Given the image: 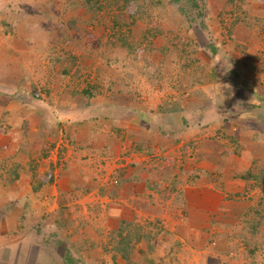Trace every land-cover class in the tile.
<instances>
[{
  "label": "rangeland",
  "instance_id": "1",
  "mask_svg": "<svg viewBox=\"0 0 264 264\" xmlns=\"http://www.w3.org/2000/svg\"><path fill=\"white\" fill-rule=\"evenodd\" d=\"M47 1L55 7L67 3V0H0V10H3L0 16L14 23L16 28L21 26L17 31L0 28V91L4 90L0 95L19 100L14 95L33 94L29 98L32 134L42 139L31 141L34 163H30L32 156L10 155L0 167V174L17 183V186L7 187L11 203L8 212H4L8 214L0 211V248H4L0 264H11L16 258L21 259V263L14 264H50L42 247L34 248L28 242L40 239L47 244L50 238L62 239L56 237L55 231L48 230L55 229V224L65 226L63 229L70 234H85L84 239L91 233L97 241H104L101 230H111L114 224L101 214L107 210L108 202L104 206L98 201L95 190L85 197L89 190H84V186H88L89 178L79 175L76 176L79 182L76 191L73 190L70 196L68 169L71 165L83 168L85 174L111 189L112 185L122 182L120 174L112 172L131 160L138 162L141 159L139 152H129L124 154L123 163H115L112 153L107 156L96 150L93 141L88 148L82 149L70 138V126L67 128L69 133L63 126L55 133L44 131L41 121L44 115L46 122L48 118H54L51 111L61 114L60 119L76 116L74 111H60L61 90L73 86L81 90L89 82L109 83L124 76L131 81L135 91L136 88L140 90L141 99L147 97L160 108L179 94L199 86L197 92H209L208 98L230 104L235 110L238 109L237 98L248 104L260 103L259 108L244 110L236 117L235 120L243 122L241 128L247 122H261L264 114V0H195L200 7L190 0L174 4V7L168 0L164 10H158L149 0H133L126 11L122 10L125 0H101L96 4L98 10L94 8L88 12L85 9L81 13L78 9L74 13L69 25L80 17L85 19H80L79 31L72 29L74 35L63 18L65 10L51 6L52 12L46 14L48 17L39 13ZM70 1L81 7L80 0ZM29 7L33 16L16 17ZM2 22L0 17V24ZM124 36L134 42L132 48L122 44ZM152 43L157 46L155 49ZM211 45L216 52L211 51ZM58 55L63 60L55 62ZM64 68L69 73H63ZM207 70L214 71L216 77L208 79L204 75ZM19 85L24 87L19 88ZM137 100L133 102L136 104ZM13 122V126L17 125L19 119ZM260 127L258 132L263 131L264 126ZM84 128L87 130L83 127V131ZM65 132L69 134L67 137ZM251 132L253 129H244L241 134ZM51 134L55 140L51 139V145H48ZM154 154L152 159L160 160ZM240 173L245 175L246 171ZM244 179L247 193L234 200L249 203L237 207L236 204L227 205L224 214L232 215L215 224L210 233L197 235L187 228L189 221H179L180 211L170 208L164 215L165 221L145 220L144 216L134 222L125 221L131 238L129 244H136L138 249L144 246L149 252L150 264H264V182ZM24 196L28 199L26 204L22 200ZM81 199V203L77 202ZM242 205L248 208L244 216ZM68 209L73 212L71 219L66 216ZM235 209L238 210L233 212ZM91 214L98 221H92L88 217ZM113 233L107 241L111 251L105 254L109 260L115 252L112 249ZM117 241L118 238L115 244ZM59 248L63 251L64 246ZM10 256L13 262L9 261Z\"/></svg>",
  "mask_w": 264,
  "mask_h": 264
},
{
  "label": "crops",
  "instance_id": "2",
  "mask_svg": "<svg viewBox=\"0 0 264 264\" xmlns=\"http://www.w3.org/2000/svg\"><path fill=\"white\" fill-rule=\"evenodd\" d=\"M163 1L167 2L168 0ZM81 3V7L78 8L72 5L70 0H67L66 4L60 3L61 6L59 4L57 7H53L66 11L63 18L69 25L78 9L84 13L86 6L84 7L82 0H80ZM51 6L50 1L49 12H52ZM80 19L83 18L80 17ZM80 19L77 22H80ZM83 20L85 21V19ZM17 28L21 29V26L18 25ZM18 87L23 88L24 86L19 85ZM118 89L116 90L118 91ZM194 89L200 88L198 86ZM131 90L134 93L130 91L125 95L119 93V96L114 100H108L106 103L98 100L97 103L90 106L73 105L70 107L69 100L62 101L61 105L64 107H61L60 111H74L76 114L74 118L60 119L61 114L50 110L54 118H48V122H46L44 115L43 120H40L43 130H47L49 133L59 130L60 124L69 133L67 128L70 126V138L76 141L80 148H88L90 142L93 141L92 145H95L96 150L104 152V155L107 154V156L112 153L115 163H123L124 154H129V152H139L141 158L138 162L131 160L129 164L118 166L112 172L119 173L122 182L112 185L111 189L105 184L100 185L98 179L93 176L85 174L86 170L83 168L71 165V168L68 169L70 178L67 180V185L71 190L70 196L79 183L76 180L77 175L89 178L88 186H84V190H89L86 191L85 197L93 190L97 191L98 201H101L104 206L108 202L107 210L105 209L101 214L106 215L107 220H111L114 224L111 230L99 231L102 236H105L104 241H97L91 233L86 239H84L85 234L83 233H80L79 236L70 234L69 231L63 229L65 226L58 224H55L56 228L53 230L48 228L49 231H56V234L54 233L56 237L65 238L63 243L57 244L56 239L51 240L48 234L47 237L50 238V241L47 244L46 241L38 239L34 242L29 241L28 245H33L34 248L42 247L51 261L50 264L53 261L55 264H71L72 262L68 261V257L66 258L64 253L68 248H71L72 257L75 260L73 264H115L114 252L110 260L105 255L108 252L105 243H107L110 233L118 229L122 220L134 222L138 220V217L144 216L145 220L165 221L164 215L170 208H174L178 212L180 211L179 221H189L190 224L187 228L201 236L205 232L210 233L215 224L223 222L232 215L231 213L224 214L227 211V205L236 204L237 207L240 204L249 203L247 200H234L240 196L242 198L241 194L247 192V184L243 185L245 179L238 175L240 171L245 172L253 165L256 167L257 164L254 161L261 163L260 160H264V153H261V150H264L261 148L264 145V140L256 139L260 121L254 124L247 122L241 128L243 122L235 119L240 113H244V110L251 111L250 108H253L254 103L248 104L244 100L245 103L241 105L237 102L238 109L235 110L230 104L224 105L226 103L215 102L210 97L208 98V95H211L209 92L203 94L197 92L196 97L189 98V95L186 94L188 98L180 102L179 110L164 112L159 105L156 106L147 97L141 99L142 94L139 89L136 88L135 91L131 88ZM134 97L140 99V101H136V104L133 102ZM11 100L1 93L0 167L5 165L10 155L16 157L26 154L30 158L33 154V149L30 148L31 141L34 138L42 140L40 136L32 134L34 130L31 124V104L21 100H12L13 104ZM220 102L221 104H218ZM33 107L35 106L33 105ZM16 118L19 119V123L13 126V120ZM99 124H102L103 127ZM83 127H87L89 132H86L85 128L83 131ZM244 129H253V132L241 134ZM52 135L48 137L50 141L48 145H51V139L55 140ZM234 136L239 140V148H237L238 144L230 139ZM26 140H29V147L22 149L24 142L27 144ZM139 146L143 148V153L137 149ZM238 149L241 151L240 154L235 152ZM145 150L151 151L147 153ZM153 153H156L154 155H157L160 160L154 161L151 156ZM34 162L32 156L30 163ZM247 162L251 164L246 165ZM0 176L3 177H0V211L8 212L7 208L11 202L8 198L7 187L17 186V183L15 182V185L14 180L9 176L8 178L2 174ZM20 176L21 172L18 177ZM113 198L114 200H112ZM22 200L25 203L28 199L24 196ZM89 201L91 200L89 199ZM77 202L81 203L82 199ZM242 206V216H244L248 208L244 207L245 205ZM236 210L238 209L233 212ZM7 214L4 212V215ZM93 215L88 217L92 221H98L97 217L94 218ZM218 215L225 217H218ZM66 216L71 219L73 212L69 210V213L66 212ZM118 216L119 220H115L114 218ZM242 216L239 215L241 218ZM50 221H48L49 224H51ZM92 228L94 229V227ZM127 232L129 231L126 230ZM78 239L80 244L72 242L78 241ZM61 245L64 246L63 251L59 248ZM133 250L129 260L122 254L117 255L116 264H123V262L139 264L141 261V264H145L151 261L148 257L149 252L144 246L139 249L135 246ZM3 251L4 248H0V256ZM20 260L16 258L15 262H20ZM9 261L13 262L12 256Z\"/></svg>",
  "mask_w": 264,
  "mask_h": 264
},
{
  "label": "trees",
  "instance_id": "3",
  "mask_svg": "<svg viewBox=\"0 0 264 264\" xmlns=\"http://www.w3.org/2000/svg\"><path fill=\"white\" fill-rule=\"evenodd\" d=\"M82 1H83L84 7L86 6L85 9L88 12L90 10H93L94 8L96 10H98L97 9L98 7L96 6V4L98 5L101 2V0H82ZM132 1L133 0H125L124 5L122 7V10L126 11L129 3L132 2ZM149 1H151L157 7V9L159 8L161 10H164L166 8V4H165L166 2H164L163 0H149ZM182 1H184V0H169L171 5H173L174 7H175L174 4L181 3ZM190 1H193V3L196 6H198V7L201 6L199 3H196L195 0H190ZM45 2H42V3L41 2H34V3H36L37 5H44ZM27 5L29 6V4H27ZM81 5H82V3H81ZM49 6H50V1H47L46 6H43L44 9H42L40 7L39 13H42L45 16L48 17V15H46V14L50 13L49 12ZM94 6H96V7H94ZM2 11L0 10V14L2 13ZM32 11L33 10H31V8L29 7V10L20 12V16L17 14L16 17H21V16H23L25 14H28L29 16H33ZM4 12H5V10H4ZM2 18H3V16L1 15V21H3V22L0 24V28H2L3 31H9V30L12 31V30H16L17 29L15 27L14 23H10L9 21H7L6 18H3V20H2ZM49 21H52V20H48V22ZM69 27L71 28V31L73 32V35H74L75 31H79L81 29V24H80V22H74L73 25L72 26L69 25ZM72 29H75V31H73ZM19 41H21V43L25 42V40H19ZM122 44L125 47L132 48L133 45H134V42L126 40V38L124 36L123 40H122ZM152 47L154 48V47H157V46H155V43H152ZM211 49H212L211 51H214V52L217 51V49L215 47H213L212 45H211ZM62 51H65V50H62ZM170 52H171V50H169L168 53H170ZM69 54H70V52H69ZM55 59H56L55 62H60V61L63 60L62 56H60V55H58ZM144 71H147V70H144ZM207 71L208 72L206 74H204V75L206 77H208V79H212V78L216 77L215 74H214L215 73L214 71H210V70H207ZM62 72L65 73V74L69 73L67 68H64ZM130 74H131V72L128 73V75H130ZM144 74L148 76V73L144 72ZM78 75H80L79 71H78ZM122 88H125V89H122ZM131 88H133L132 84H131V81H129L127 77L123 76L118 81L111 80L109 83H105V82L104 83L89 82L81 90H77L74 86H73V88L72 87H70L68 89L65 88L64 90H61V96H63V99H61V100L62 101H66V100L68 101L69 100V106L70 107H73V105H77V106H83V105L87 106L88 105V106H90L93 103H97L98 100H99V102L104 101L105 103L108 102V100H110V101L114 100L115 98H117L119 96V93L122 94V95H125L126 92H129V91L132 92ZM116 89H118V91ZM197 91L198 90L192 88L190 91H186L185 93H181L174 100H171V101L167 102L166 104H164L163 106H161L160 109L163 110L164 112H173L174 110H179L178 107L181 106L180 102H183V100L187 99L188 97L189 98L190 97H196ZM188 92H190V93H188ZM186 94H188L189 96L186 97ZM31 96H33L32 93H29V94L26 93L23 97L20 94H17V99L21 100L22 102L25 101V102L30 103L29 98ZM14 97L16 98L15 95H14ZM261 100H263V99L261 98ZM237 101L241 105H243V103H245V101L242 100L241 98H237ZM59 105H60V107H64L61 104H59ZM260 105H261L260 103H256V104H253V107L254 108H259ZM60 126H62V124H60ZM258 126H259V128H261L260 126H264V114L262 115L261 122L258 123ZM258 130L256 132V139L264 140V128H263V131H259L258 132ZM64 134H65L64 136L67 137L68 133L65 132ZM230 139L233 140L234 143L238 144L239 140H238V138L236 136H234L233 138H230ZM141 146H139V148L137 147V149L138 150L140 149L139 151H141V153H143L144 150H143V148ZM239 146L240 145L238 144L237 148H239ZM25 147L26 148L29 147V140L27 141V144L24 142V147L22 146V149H25ZM194 148H195V146H194ZM150 151L151 150H149V151L145 150V152H147V153H150ZM235 152L238 153V154L241 153L240 149L236 150ZM17 156H20V155H17ZM254 162L257 164L256 167L253 165L250 169H248L246 171L245 175H244V173H239L238 176H240L242 178H246L247 177V178L259 181V182H264V160L263 159H262V161L260 160L261 163H257V161H254ZM194 181H195V179H194ZM246 193L247 192H245L244 194H246ZM244 194H241V195H244ZM125 223H127V222H125V220H122L120 222V226L118 227L117 230L113 231L114 233L112 235V242L114 243V245H113L114 247H112V249H114V251H115L114 252L115 254H114V257H113L115 264H116L115 258L119 254L124 255L126 258L128 257V260L131 259L130 255L133 253V251H134L133 249L135 248V244H133V245L129 244V241L131 240V238L129 237L130 233H127L126 235H124V233H123L127 229V227L125 226ZM59 225L61 226V224H59ZM55 234H56V231H55ZM117 238H118V241L115 244V241H116ZM64 239L65 238L56 239L57 244L63 243ZM72 242L74 244H76V243L80 244L81 243L79 239H78V241H72ZM105 247H106L107 251H111V248H109V243H106ZM254 249L255 248H253L252 251H254ZM65 254H66V258L68 257V261L72 262L71 264L75 263L74 262L75 260L72 257L71 248H68V250H67V252H65ZM150 263H151V261H148L145 264H150Z\"/></svg>",
  "mask_w": 264,
  "mask_h": 264
},
{
  "label": "clouds",
  "instance_id": "4",
  "mask_svg": "<svg viewBox=\"0 0 264 264\" xmlns=\"http://www.w3.org/2000/svg\"><path fill=\"white\" fill-rule=\"evenodd\" d=\"M231 69H227V71H230ZM78 264V263H77Z\"/></svg>",
  "mask_w": 264,
  "mask_h": 264
}]
</instances>
